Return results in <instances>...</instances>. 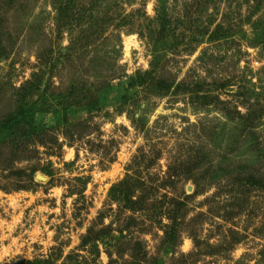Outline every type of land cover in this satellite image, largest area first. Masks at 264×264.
Segmentation results:
<instances>
[{
    "label": "rangeland",
    "instance_id": "1",
    "mask_svg": "<svg viewBox=\"0 0 264 264\" xmlns=\"http://www.w3.org/2000/svg\"><path fill=\"white\" fill-rule=\"evenodd\" d=\"M0 31V264H264V0H12Z\"/></svg>",
    "mask_w": 264,
    "mask_h": 264
},
{
    "label": "trees",
    "instance_id": "2",
    "mask_svg": "<svg viewBox=\"0 0 264 264\" xmlns=\"http://www.w3.org/2000/svg\"><path fill=\"white\" fill-rule=\"evenodd\" d=\"M12 0H0V6L1 7H3V6H6V4H10V2H11ZM0 33H1V31H0ZM33 83H34V81H31V84H32V86H33ZM29 85V84H28ZM32 86H27V85H25V87H28L27 89L29 90V89H31V87ZM24 87H22V89H23ZM94 104H96V105H102V104H104V102H103V99L102 100H95L94 101Z\"/></svg>",
    "mask_w": 264,
    "mask_h": 264
},
{
    "label": "bare ground",
    "instance_id": "3",
    "mask_svg": "<svg viewBox=\"0 0 264 264\" xmlns=\"http://www.w3.org/2000/svg\"><path fill=\"white\" fill-rule=\"evenodd\" d=\"M129 45V44H128ZM128 47V46H127Z\"/></svg>",
    "mask_w": 264,
    "mask_h": 264
}]
</instances>
